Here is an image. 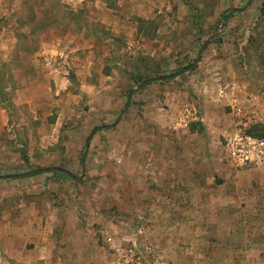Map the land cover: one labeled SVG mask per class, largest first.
I'll return each mask as SVG.
<instances>
[{"label": "rangeland", "instance_id": "1", "mask_svg": "<svg viewBox=\"0 0 264 264\" xmlns=\"http://www.w3.org/2000/svg\"><path fill=\"white\" fill-rule=\"evenodd\" d=\"M208 41L116 123L130 89ZM239 130L264 138V0H0V177L82 175L0 179V264H33L19 230L41 214L39 264H133L130 247L141 264H264V166L224 156Z\"/></svg>", "mask_w": 264, "mask_h": 264}, {"label": "built area", "instance_id": "2", "mask_svg": "<svg viewBox=\"0 0 264 264\" xmlns=\"http://www.w3.org/2000/svg\"><path fill=\"white\" fill-rule=\"evenodd\" d=\"M224 156L225 160L235 170L264 166V138L251 136L240 130L235 131L224 139ZM137 234L141 236L143 231L140 229ZM114 239L107 238V244L112 247L116 254L124 253L120 245L115 247L117 239ZM131 248L127 251L130 254V260L133 264H141ZM145 249V251L149 250L147 247Z\"/></svg>", "mask_w": 264, "mask_h": 264}, {"label": "water", "instance_id": "3", "mask_svg": "<svg viewBox=\"0 0 264 264\" xmlns=\"http://www.w3.org/2000/svg\"><path fill=\"white\" fill-rule=\"evenodd\" d=\"M247 5L241 9V10H235L233 12H236V13H240L242 11H244L246 9ZM213 42L212 41H208L206 42L200 49L199 53H198V56L195 60V62L190 65V66H187L183 69H181L180 71H178L177 73H174V74H171V75H167V76H162V77H157V78H153V79H148L146 81H143L140 85L137 86V88H134V89H130L127 93V96H126V104H125V107L124 109L120 112L117 120H116V123H118L123 114L127 111L128 107H129V104H130V100H131V97L132 95L140 90L141 88L151 84V83H154V82H161V81H167V80H173V79H176V78H179L181 77L182 75L186 74L187 72H189L190 70L194 69L197 64L200 62L201 60V56L203 54V52L212 44ZM115 123V124H116ZM114 124V125H115ZM114 125H111V126H107L105 128H112L114 127ZM102 127H96L93 129V131L90 133L87 141H86V145H85V149H84V152L80 158V165H81V168H82V172H84V164H85V159H86V156H87V153H88V149H89V144H90V141L91 139L94 137V135L99 131L101 130ZM46 172H49V173H61L63 175H65L67 178L71 179V180H79L81 176L79 177H75L73 176L72 174H70L69 172L65 171V170H62V169H57V168H53V169H39V170H35V171H32L30 173H25L23 175H11V176H3V177H0V179H6V180H11V179H17V178H22V177H28V176H33V175H38V174H42V173H46Z\"/></svg>", "mask_w": 264, "mask_h": 264}, {"label": "crops", "instance_id": "4", "mask_svg": "<svg viewBox=\"0 0 264 264\" xmlns=\"http://www.w3.org/2000/svg\"><path fill=\"white\" fill-rule=\"evenodd\" d=\"M55 184L53 183L52 186H54ZM56 186H59L58 184H56ZM43 212L47 213L49 215V218L52 217L53 215H55V210L51 207V205L48 204V209L47 208H42ZM47 209V211H46ZM46 216V214H41L39 217V225L35 226H31V225H26L22 228H20L19 230V237L21 238V240H23V254L26 253H30V251L34 252V256L31 259L30 262H32L33 264H39L40 260L42 258H44L45 256H43V254L47 255L48 251L47 250H51L52 245L50 246H46L48 241L50 243V234L53 230V227H47L41 225L42 219L43 217ZM5 238L7 240L11 239V236H5ZM33 244V246L31 247L30 245ZM30 246V247H29ZM29 247V249H28ZM49 247V248H48ZM88 249V248H86ZM27 255V254H26Z\"/></svg>", "mask_w": 264, "mask_h": 264}, {"label": "trees", "instance_id": "5", "mask_svg": "<svg viewBox=\"0 0 264 264\" xmlns=\"http://www.w3.org/2000/svg\"><path fill=\"white\" fill-rule=\"evenodd\" d=\"M226 19H227V17H225V20H226ZM141 25H143L142 22L140 23V26H141ZM249 134H250V133H249ZM255 136H256V135H255ZM256 137H258V136H256ZM259 138H262V137H259ZM53 175L56 176V175H59V173H54ZM62 176H63V177H66V176H64V175H62Z\"/></svg>", "mask_w": 264, "mask_h": 264}]
</instances>
